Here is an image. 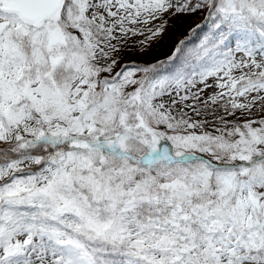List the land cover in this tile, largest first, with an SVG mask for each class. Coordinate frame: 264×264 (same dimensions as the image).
Returning a JSON list of instances; mask_svg holds the SVG:
<instances>
[{"label": "snow or ice", "instance_id": "obj_1", "mask_svg": "<svg viewBox=\"0 0 264 264\" xmlns=\"http://www.w3.org/2000/svg\"><path fill=\"white\" fill-rule=\"evenodd\" d=\"M0 264H264V0H0Z\"/></svg>", "mask_w": 264, "mask_h": 264}]
</instances>
